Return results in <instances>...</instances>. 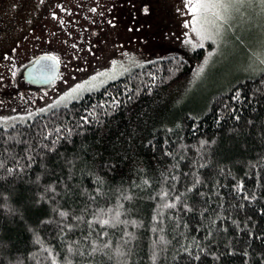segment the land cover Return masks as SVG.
Returning <instances> with one entry per match:
<instances>
[{
    "label": "trees",
    "instance_id": "obj_1",
    "mask_svg": "<svg viewBox=\"0 0 264 264\" xmlns=\"http://www.w3.org/2000/svg\"><path fill=\"white\" fill-rule=\"evenodd\" d=\"M188 66L178 55L158 59L0 127V264H264L261 77L236 74L194 107L161 105ZM58 136L53 151L43 147Z\"/></svg>",
    "mask_w": 264,
    "mask_h": 264
},
{
    "label": "rangeland",
    "instance_id": "obj_2",
    "mask_svg": "<svg viewBox=\"0 0 264 264\" xmlns=\"http://www.w3.org/2000/svg\"><path fill=\"white\" fill-rule=\"evenodd\" d=\"M241 13L226 33L231 43L221 46L229 53L228 59L213 53L209 65L197 75L204 57L216 45L205 41L202 47H193L185 42V33H194L185 25L191 16L184 0H0V117H9L0 120V127L28 122L147 63L174 55L186 59L189 66L175 81L177 91L160 104L181 99L191 107L201 105L209 89L223 88L236 74L248 73L243 68L249 56L259 54L264 14L247 6ZM237 37L247 40V49L236 44ZM199 50L197 58L192 57ZM44 53L59 57L57 78L45 87L24 83L23 69ZM105 71L107 75L90 81L95 85L91 90L59 99L69 87ZM41 108L44 112L37 111Z\"/></svg>",
    "mask_w": 264,
    "mask_h": 264
},
{
    "label": "snow or ice",
    "instance_id": "obj_3",
    "mask_svg": "<svg viewBox=\"0 0 264 264\" xmlns=\"http://www.w3.org/2000/svg\"><path fill=\"white\" fill-rule=\"evenodd\" d=\"M41 3H43V0H40ZM245 6L249 8H255L258 10V15L264 14V0H184V8L188 11L189 15L191 16V21L188 20L185 21L186 27H191L192 33H194L193 36H189L188 33H185V42L190 43L193 45V47L197 46H203V43L205 41H211L213 44L216 45L215 48H212L211 52H209L205 57L203 63L200 65L199 71L197 75H200L203 73L206 66L209 65L210 60L212 59L213 53L218 55L221 60H227L229 53L225 52L221 46L223 45L224 48H227L228 45L231 43L230 41L225 39L226 33L229 29L232 28V23L235 19V16L237 13H241V9H243ZM179 11V9H177ZM145 12H148L149 9L147 7L144 8ZM242 14V13H241ZM52 16L55 17L56 13L53 12ZM239 40V37L236 38ZM240 43H243V41H240ZM260 45V51L259 54L257 53H251V49L248 51L251 53L249 56V63L243 68L244 72H248L252 74V77L254 78L255 75L258 73L261 77L260 84L264 85V37L261 38L259 41ZM15 49H13L14 51ZM234 50V49H233ZM5 58H7V55H5ZM45 61L49 63H44ZM59 57H57L54 53H44L42 56L37 58V64L39 67V74L41 76H47L49 73L52 72V70L55 68L57 64H59ZM112 65L115 66L117 64V61L113 59L111 61ZM127 71V69H125ZM108 72H97L94 76L89 77L87 80L83 81L82 83H76L74 86L69 87L68 91L63 94L59 99L61 101L65 100L66 98H72L75 95H79L83 91H89L91 88H93L95 85L90 83V81H95L96 77L107 75ZM13 76H15V72H13ZM0 79H3L0 77ZM261 89L257 88L253 90L252 96L255 97L257 92H260ZM236 95L232 97V99H239L241 98V90L239 88L235 89ZM105 101H101L100 105L106 107ZM113 105H117L120 102L116 101L113 98L112 101ZM39 112H44V109H37ZM87 111V109H86ZM90 115L95 116V111H91ZM9 117H0V120H7ZM235 119H239V117H235ZM83 123H89V117L85 116L81 118ZM78 127H81L78 125ZM73 129L65 127L63 129V132L61 131L60 127L55 128V132L59 133L60 136L65 135L67 133L68 135L71 134ZM60 136L57 137L56 140H52L49 143H44L43 147L49 151H53L56 147V144L60 138ZM215 141H213L214 143ZM206 143V141H201V144ZM34 151V150H33ZM29 161H32V156L29 155L27 157ZM3 162H0V167H3ZM29 166V165H25ZM13 169L11 167L6 169L7 173H12ZM39 179V177H37ZM175 179V177H173ZM195 183H199V179L197 178ZM195 184H193V187ZM241 189L243 188V182L238 185ZM99 189H97L98 191ZM191 190V189H188ZM53 191H55L53 189ZM166 193L162 192L161 196H165ZM202 196L203 193H200ZM245 199H248L249 197L246 195L244 197ZM251 199L255 200L256 196L253 194L251 196ZM176 200H180V196L176 197ZM38 204L39 201H36ZM7 207V205H5ZM169 205H165V207H168ZM171 206H175L174 204ZM184 209L191 211V206L187 203L183 205ZM262 212H264V209H261ZM59 215L61 217L67 216V213L63 210L59 212ZM116 216H119V213L117 212ZM79 219V217H77ZM41 223H44V221H41ZM102 224H108V220H101ZM235 223V221H234ZM69 228L72 227V225H68ZM63 231V230H61ZM226 231V229H225ZM211 235V233H209ZM251 235V233H250ZM257 239L264 238V234H262L261 237H256ZM108 245H104V247H107ZM200 251H203L202 248H200V245H196ZM184 252L188 253L189 257H192V253L189 251L187 247H185ZM71 251V249H70ZM95 251V249H93ZM116 254L118 257L124 256V253L117 248ZM231 251V250H230ZM212 256L219 258L215 252L210 253ZM245 256L248 255L247 252L244 253ZM195 260L200 259V255L197 253L195 255ZM153 259H155V254L153 256ZM39 264V261L37 262ZM52 264H58L57 260L53 258ZM66 264H71L70 261H67ZM126 264V262H125Z\"/></svg>",
    "mask_w": 264,
    "mask_h": 264
},
{
    "label": "water",
    "instance_id": "obj_4",
    "mask_svg": "<svg viewBox=\"0 0 264 264\" xmlns=\"http://www.w3.org/2000/svg\"><path fill=\"white\" fill-rule=\"evenodd\" d=\"M42 56V55H40ZM38 56V57H40ZM36 57L32 63H30L28 66H26L22 71V78L23 82L33 86V87H45L51 84L58 76L59 72V64L55 66V68L52 70L51 73H49L47 76H41L39 74V67L37 64V58ZM44 63H49L45 61Z\"/></svg>",
    "mask_w": 264,
    "mask_h": 264
},
{
    "label": "bare ground",
    "instance_id": "obj_5",
    "mask_svg": "<svg viewBox=\"0 0 264 264\" xmlns=\"http://www.w3.org/2000/svg\"><path fill=\"white\" fill-rule=\"evenodd\" d=\"M182 77V76H181Z\"/></svg>",
    "mask_w": 264,
    "mask_h": 264
}]
</instances>
